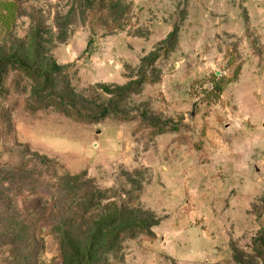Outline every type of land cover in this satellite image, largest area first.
<instances>
[{"label": "rangeland", "instance_id": "1", "mask_svg": "<svg viewBox=\"0 0 264 264\" xmlns=\"http://www.w3.org/2000/svg\"><path fill=\"white\" fill-rule=\"evenodd\" d=\"M98 4L0 0V264L253 257L264 0Z\"/></svg>", "mask_w": 264, "mask_h": 264}, {"label": "trees", "instance_id": "2", "mask_svg": "<svg viewBox=\"0 0 264 264\" xmlns=\"http://www.w3.org/2000/svg\"><path fill=\"white\" fill-rule=\"evenodd\" d=\"M104 2H105V0H99V4H98L99 7L102 8L104 6ZM114 17H115L114 19H119V16L118 15L116 16V14H115ZM35 29H36V34L35 35L37 37H39L40 33H41V28L38 27V25H37ZM4 63H6L5 60L0 59V70H1V66ZM18 67L20 69H22L23 71H27L28 70L27 65H25V63L20 62V61L18 62ZM223 81H224V78H222V77L220 79H218L217 81L211 80L212 86H211V90L209 92V95H211L213 99H218L221 96V94H222V92L224 90V86L226 85V83H224ZM41 195L43 196L44 194H41ZM4 196H2L1 198H4ZM55 203H56V208L58 209L59 208V204L61 206V201L57 200V198H55ZM81 205H82L81 207L84 206V204H81ZM61 207H63L65 209V202L64 201L62 202V206ZM66 208L68 209L66 213L70 214V211H72L70 209V205H69V207H66ZM78 212H79L80 219H84V216L86 214V213L84 214V208H80L78 210ZM65 225H68L69 227L71 226V224L69 222L65 223ZM232 251H233L232 259H233V261L236 264H248V262H245L243 260V258L248 259V260L256 259L260 263L264 264V242L263 241H262V243H259V245L256 247L255 255L253 257L250 256V255H247V254L245 255L244 252H237L238 250L235 248V246H232Z\"/></svg>", "mask_w": 264, "mask_h": 264}]
</instances>
